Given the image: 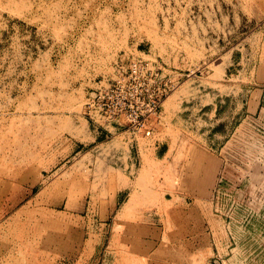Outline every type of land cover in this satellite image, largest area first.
Wrapping results in <instances>:
<instances>
[{
  "label": "rangeland",
  "instance_id": "rangeland-1",
  "mask_svg": "<svg viewBox=\"0 0 264 264\" xmlns=\"http://www.w3.org/2000/svg\"><path fill=\"white\" fill-rule=\"evenodd\" d=\"M122 60L176 79L138 144ZM0 264H264V0H0Z\"/></svg>",
  "mask_w": 264,
  "mask_h": 264
},
{
  "label": "built area",
  "instance_id": "built-area-1",
  "mask_svg": "<svg viewBox=\"0 0 264 264\" xmlns=\"http://www.w3.org/2000/svg\"><path fill=\"white\" fill-rule=\"evenodd\" d=\"M175 88V77L161 63L122 60L87 93L84 113L96 128L124 130L138 144L139 136H153L163 103Z\"/></svg>",
  "mask_w": 264,
  "mask_h": 264
}]
</instances>
